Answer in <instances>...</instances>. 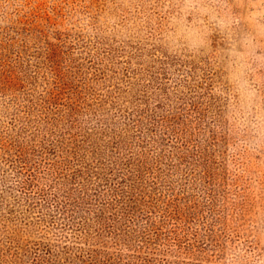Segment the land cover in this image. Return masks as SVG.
I'll list each match as a JSON object with an SVG mask.
<instances>
[{
  "label": "rangeland",
  "instance_id": "obj_1",
  "mask_svg": "<svg viewBox=\"0 0 264 264\" xmlns=\"http://www.w3.org/2000/svg\"><path fill=\"white\" fill-rule=\"evenodd\" d=\"M0 264H264V0H0Z\"/></svg>",
  "mask_w": 264,
  "mask_h": 264
}]
</instances>
